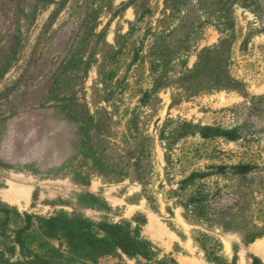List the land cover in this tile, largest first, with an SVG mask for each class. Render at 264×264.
Here are the masks:
<instances>
[{
	"label": "rangeland",
	"instance_id": "obj_1",
	"mask_svg": "<svg viewBox=\"0 0 264 264\" xmlns=\"http://www.w3.org/2000/svg\"><path fill=\"white\" fill-rule=\"evenodd\" d=\"M0 264H264V0H0Z\"/></svg>",
	"mask_w": 264,
	"mask_h": 264
},
{
	"label": "trees",
	"instance_id": "obj_2",
	"mask_svg": "<svg viewBox=\"0 0 264 264\" xmlns=\"http://www.w3.org/2000/svg\"><path fill=\"white\" fill-rule=\"evenodd\" d=\"M206 134L207 135H220V134H223V133H221V131L212 130L211 128H208ZM225 134H228L229 135L231 133H225ZM231 136H234V135H231ZM251 169H252V167H250V166H243L242 167V170L244 172L245 171H249ZM79 234H80L81 238L85 242H87L90 246H92L96 250L108 252L112 248L111 245H110V243H108L104 239H99L97 237H93L92 235L85 234V233H79Z\"/></svg>",
	"mask_w": 264,
	"mask_h": 264
}]
</instances>
